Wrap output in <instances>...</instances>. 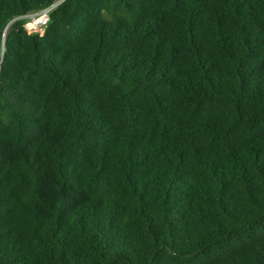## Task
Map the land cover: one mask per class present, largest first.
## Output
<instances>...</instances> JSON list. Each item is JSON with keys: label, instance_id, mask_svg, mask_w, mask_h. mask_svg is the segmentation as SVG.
<instances>
[{"label": "trees", "instance_id": "obj_1", "mask_svg": "<svg viewBox=\"0 0 264 264\" xmlns=\"http://www.w3.org/2000/svg\"><path fill=\"white\" fill-rule=\"evenodd\" d=\"M0 264H264V0H0Z\"/></svg>", "mask_w": 264, "mask_h": 264}, {"label": "built area", "instance_id": "obj_2", "mask_svg": "<svg viewBox=\"0 0 264 264\" xmlns=\"http://www.w3.org/2000/svg\"><path fill=\"white\" fill-rule=\"evenodd\" d=\"M56 4H53L47 8H43L38 12L31 13L20 18L24 20L23 29L27 33H39L43 32V29L46 28L48 22H50V13Z\"/></svg>", "mask_w": 264, "mask_h": 264}]
</instances>
